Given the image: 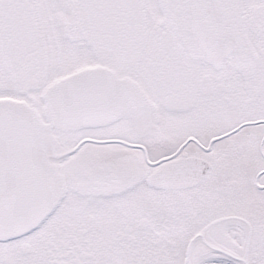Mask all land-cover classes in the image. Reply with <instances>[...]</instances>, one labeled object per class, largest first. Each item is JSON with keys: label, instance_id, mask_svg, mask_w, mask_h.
<instances>
[{"label": "snow or ice", "instance_id": "6c2138e0", "mask_svg": "<svg viewBox=\"0 0 264 264\" xmlns=\"http://www.w3.org/2000/svg\"><path fill=\"white\" fill-rule=\"evenodd\" d=\"M0 264H264V0H0Z\"/></svg>", "mask_w": 264, "mask_h": 264}]
</instances>
